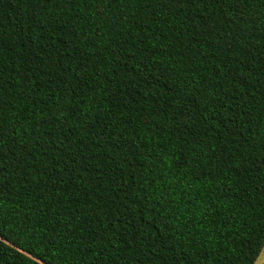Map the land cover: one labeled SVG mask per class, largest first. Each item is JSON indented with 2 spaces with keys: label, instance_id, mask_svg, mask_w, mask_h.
Returning <instances> with one entry per match:
<instances>
[{
  "label": "trees",
  "instance_id": "trees-1",
  "mask_svg": "<svg viewBox=\"0 0 264 264\" xmlns=\"http://www.w3.org/2000/svg\"><path fill=\"white\" fill-rule=\"evenodd\" d=\"M236 9L0 0V126L18 153L0 172V264L254 263L264 0Z\"/></svg>",
  "mask_w": 264,
  "mask_h": 264
},
{
  "label": "snow or ice",
  "instance_id": "snow-or-ice-1",
  "mask_svg": "<svg viewBox=\"0 0 264 264\" xmlns=\"http://www.w3.org/2000/svg\"><path fill=\"white\" fill-rule=\"evenodd\" d=\"M165 3L168 2V0H164ZM213 3V7L216 8L218 6V9L220 11H224L226 15H232L233 12H235L236 5L244 3V0H211ZM41 3H43V0H41ZM182 3L185 5H188L191 7L192 5H196V7H200V5L205 3V0H182ZM237 19L243 20V16L237 17ZM245 24L247 23L246 21L244 22ZM39 39V38H38ZM47 40V37L44 38ZM251 42L254 46H258L257 50L264 52V30H262V34L257 38L255 35L251 37ZM53 45L56 44L55 41L52 42ZM4 50V41L3 38L0 37V52H3ZM243 59V57H241ZM73 110L69 109L66 113L65 116L66 118L71 120ZM246 117V119H245ZM239 119L244 120L245 123H247L249 130L254 128L256 126V119L253 117V115L249 112H245ZM262 125V131L260 133V138L258 145L255 141L252 143V147L256 149L257 152H261L262 149H264V117H259ZM83 123V122H82ZM15 131V129H14ZM76 129H73L70 124L66 128L67 135L65 136V139H68L69 137H74L77 135ZM97 135H99L97 133ZM8 152H12L13 154L18 155L16 149L9 145L7 143V137L3 131L2 126H0V172L7 171V166H8ZM255 153H253V156ZM261 155H264V152H261ZM262 238H264V234H262Z\"/></svg>",
  "mask_w": 264,
  "mask_h": 264
},
{
  "label": "rangeland",
  "instance_id": "rangeland-1",
  "mask_svg": "<svg viewBox=\"0 0 264 264\" xmlns=\"http://www.w3.org/2000/svg\"><path fill=\"white\" fill-rule=\"evenodd\" d=\"M263 262H264V245L253 264H262Z\"/></svg>",
  "mask_w": 264,
  "mask_h": 264
}]
</instances>
